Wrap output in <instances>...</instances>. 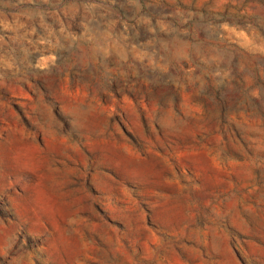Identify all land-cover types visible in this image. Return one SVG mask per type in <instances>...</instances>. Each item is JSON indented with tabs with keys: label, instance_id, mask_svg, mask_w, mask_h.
I'll use <instances>...</instances> for the list:
<instances>
[{
	"label": "rangeland",
	"instance_id": "374dc122",
	"mask_svg": "<svg viewBox=\"0 0 264 264\" xmlns=\"http://www.w3.org/2000/svg\"><path fill=\"white\" fill-rule=\"evenodd\" d=\"M0 264H264V0H0Z\"/></svg>",
	"mask_w": 264,
	"mask_h": 264
}]
</instances>
